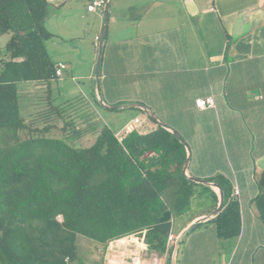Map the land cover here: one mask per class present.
I'll return each instance as SVG.
<instances>
[{"label": "crops", "instance_id": "obj_1", "mask_svg": "<svg viewBox=\"0 0 264 264\" xmlns=\"http://www.w3.org/2000/svg\"><path fill=\"white\" fill-rule=\"evenodd\" d=\"M48 2L46 27L52 36L46 48L56 65L67 63L64 72L70 77L59 84L63 73L52 82L51 87L58 83V94L51 91L54 103L63 95L64 101L80 98L89 111L75 118L78 122L101 118L99 100L107 110L136 108L140 113L133 121L144 123L138 127L131 121L116 133L128 127L147 133L165 123L161 127L179 132L186 141V176L207 181L193 180L195 193L209 196L173 230L179 235L192 222L205 219L178 246L179 264H264V221L257 207L264 191V0H110L98 95L93 97L89 89L80 94L76 84L93 83L98 65L93 46L101 37L97 41L96 34L95 44L88 40L86 19L91 15L100 20L103 31L105 10L82 6L75 12V0ZM5 35L0 38V68L11 57L5 46L10 35L2 41ZM90 43V52L81 56L82 47ZM32 85L46 91L41 109L24 107L22 88ZM48 88L45 81L19 84L28 123L54 117ZM207 96L215 98V106L199 108L196 100ZM215 184L226 193L222 209L232 200L238 203L234 236L222 233L215 220L221 202ZM106 245L98 247L92 264H119L122 254L139 252L135 244L122 245L104 261Z\"/></svg>", "mask_w": 264, "mask_h": 264}, {"label": "trees", "instance_id": "obj_2", "mask_svg": "<svg viewBox=\"0 0 264 264\" xmlns=\"http://www.w3.org/2000/svg\"><path fill=\"white\" fill-rule=\"evenodd\" d=\"M49 14L48 0H0V38L10 35L11 56L0 68V264H70L81 258L79 234L106 244L141 230L148 248L163 254L173 207H188L195 192L184 174L185 144L161 126L133 128L122 140L100 119L79 127L81 99L54 103L51 94L60 76L46 48ZM33 81L48 83L53 116L69 136L47 135L51 121H26L19 84ZM90 132L95 141L79 146ZM257 207L264 221V191ZM238 210L232 200L218 213L222 233L236 234Z\"/></svg>", "mask_w": 264, "mask_h": 264}, {"label": "rangeland", "instance_id": "obj_3", "mask_svg": "<svg viewBox=\"0 0 264 264\" xmlns=\"http://www.w3.org/2000/svg\"><path fill=\"white\" fill-rule=\"evenodd\" d=\"M73 10L75 12H77L78 10L82 9V6L87 7L88 4H86V0H75V2H73ZM75 5V6H74ZM101 10V9H100ZM102 11V10H101ZM105 15V12H104ZM102 27L104 25V19L102 21ZM86 29L88 32H85L88 40L92 43L95 44V36L96 34H100L99 36L102 37L103 31L101 30V22L100 20H94L93 17L90 15V17H88L86 19ZM9 36V34H6L3 38L2 41L6 40L7 37ZM101 42V40H100ZM100 42L98 44H96L93 46V49H97L98 50V58H99V54H100ZM91 49V43L88 46L82 47L81 49V56H85L88 52H90ZM98 58H97V63H98ZM97 70V68H96ZM65 73V72H64ZM66 75V73H65ZM63 80L58 81L59 84H63V83H67L68 80H70L69 76H64ZM97 72L96 75L94 77L93 83L90 82V80H82L80 82V85L76 84V88L78 89V91L80 92V94L85 93V89H89V92L91 90V94L92 97L98 95V91L96 90V87H98V83H97ZM56 84L58 83H54L53 87H52V93L54 94H58V89L56 87ZM31 85V84H28ZM61 86V85H59ZM83 88V89H82ZM42 88L36 87L35 85L29 86V87H25L22 88V97H23V103L26 105L24 106L25 108L27 106H29V108H31L32 105H35L36 109H41L42 107V102L44 101L43 99L46 98V91H42ZM86 94V93H85ZM85 96V95H83ZM64 95L61 96L60 99H57L56 103L62 102L64 101ZM43 98V99H42ZM59 98V97H58ZM88 100V99H87ZM88 102H90L88 100ZM100 105L98 104V108L100 111V115H101V120L105 123H107L108 125H110L115 131H120L122 130L121 128L126 126L127 124H129V122L133 121V118L140 113L139 110H137L134 107H127V108H123L121 110H116V109H111V110H107L105 108H103V104L101 103V101L99 100ZM33 108V107H32ZM81 109H83V111L81 110V112L78 113V115L75 116V118L81 117L82 115H84V113H88L89 108L86 107H81ZM27 112V111H26ZM40 112V110L38 111V113ZM48 116H45L44 120H47ZM42 118V117H41ZM39 118V125L43 126L45 125L46 121H43V119ZM84 119H82L80 122L77 121V123L79 125H81V127H84L86 125L87 121H83ZM48 121H51L55 124V126L53 128H51L49 130V132H47V135L50 136H58V137H65V136H69L70 133H64L62 130V126L63 123L61 122L60 119H58L57 117H53L51 119H49ZM23 137H27L29 135L28 132H22L21 133ZM96 138V134L95 133H86L85 135H83L80 139H79V146H89L91 145ZM68 141H72V139H70ZM195 189V188H194ZM196 192V191H195ZM193 193L192 198L190 199V202L188 203V207L186 208L185 206H180L179 208L177 207H173V223H172V230L178 231L179 227L181 225L182 222H184V220L187 217V211L190 210L191 208H196L197 205H202L203 204V200L207 198V196H209V194L207 193H203V194H196ZM197 201V202H196ZM185 207V208H184ZM77 243H78V247H79V254L81 256L80 260H76L74 262H71L70 264H92L93 262H96L98 256H99V251H98V247H102L103 244H101L100 242L89 238L85 235L79 234L78 235V239H77ZM96 260V261H95ZM174 264H179L178 262V247L176 249V253H175V259H174Z\"/></svg>", "mask_w": 264, "mask_h": 264}, {"label": "built area", "instance_id": "obj_4", "mask_svg": "<svg viewBox=\"0 0 264 264\" xmlns=\"http://www.w3.org/2000/svg\"><path fill=\"white\" fill-rule=\"evenodd\" d=\"M109 0H92L88 5V9L90 11H95L98 8L105 9L106 3ZM96 40H100V36H96ZM67 68V63L59 62L57 64L56 74L58 76H62L65 69ZM196 104L199 108L205 109L209 107L215 106V98L213 96L200 97L196 100ZM135 126H141L144 121L140 118H135L133 121ZM133 127H128L125 131L128 132ZM118 134L120 140L123 139L124 134ZM238 193V190H235ZM59 220H63L62 215L58 216ZM146 230L136 231L129 234H125L120 237L113 238L109 240L106 244V252L104 255V261L110 260L112 257V253L116 252V249L119 247L128 246L135 244L138 246L139 252L132 254H122L119 264H169V260L172 258L175 259V243L178 235L173 232V230L168 235L166 250L163 254H160L157 251H151L148 248V245L145 241ZM224 264V263H221Z\"/></svg>", "mask_w": 264, "mask_h": 264}, {"label": "water", "instance_id": "obj_5", "mask_svg": "<svg viewBox=\"0 0 264 264\" xmlns=\"http://www.w3.org/2000/svg\"><path fill=\"white\" fill-rule=\"evenodd\" d=\"M109 7H110V0L106 3V6H105V17H104V30H103V34H102V37H101V42H100V54H99V58H98V65H97V75L99 74V64H100V61H101V52H102V48H103V42L105 40V37H106V33H107V27H108V21H109ZM101 102L103 103V101L101 100ZM118 106L115 105L113 106V108H117ZM145 108V107H143ZM161 126H164V127H167V125L165 123H159ZM174 134L178 137L179 140H181L184 144H186V141L185 139L180 135L179 132L177 131H174ZM189 161H190V156L187 157V160H186V163L184 165V174L187 175L186 173V169L188 167V164H189ZM192 180L194 181H203V182H207L206 180L202 179V178H197V177H192L191 178ZM215 186H218L219 189H220V196H221V202H220V205L219 207L217 208V210L214 212V214L220 212V210L222 209V206L224 204V200H225V194H224V191H223V188L218 185V184H215ZM205 219H199V220H196L194 222H192L190 225H188L182 232L179 233L178 237H177V240H176V243H175V250L177 249V247L180 245L181 241L184 239V237L189 233L191 232L192 230H194L201 222H203ZM174 258H172V264H174Z\"/></svg>", "mask_w": 264, "mask_h": 264}]
</instances>
